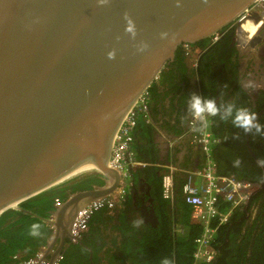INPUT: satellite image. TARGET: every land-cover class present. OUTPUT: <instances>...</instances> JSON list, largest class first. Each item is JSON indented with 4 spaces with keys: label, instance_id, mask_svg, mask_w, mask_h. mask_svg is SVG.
I'll use <instances>...</instances> for the list:
<instances>
[{
    "label": "water",
    "instance_id": "obj_1",
    "mask_svg": "<svg viewBox=\"0 0 264 264\" xmlns=\"http://www.w3.org/2000/svg\"><path fill=\"white\" fill-rule=\"evenodd\" d=\"M256 1L0 0V217L82 176L104 182L56 208L43 260L57 241L51 261L60 254L83 207L119 189L108 167L115 136L178 48Z\"/></svg>",
    "mask_w": 264,
    "mask_h": 264
},
{
    "label": "trees",
    "instance_id": "obj_2",
    "mask_svg": "<svg viewBox=\"0 0 264 264\" xmlns=\"http://www.w3.org/2000/svg\"><path fill=\"white\" fill-rule=\"evenodd\" d=\"M209 41L210 39H205L197 45L205 47ZM155 89L152 85L149 93H154ZM201 95L214 98V92L211 94L201 92ZM226 124L228 122L215 117L210 126L211 133L221 139V143L217 144L213 150L218 175L234 177L237 180L258 185L261 176L256 177L247 167L248 162L252 160L247 153L245 133L235 127L228 133L224 127ZM155 131L150 118L138 119L134 131V142L131 146L137 166L132 168L128 179L131 192H133V186L138 185L140 178L145 179L149 184L151 194L156 200L154 209L158 225L148 227L143 224L139 228H134V220H119L120 225L115 228L120 233L121 240L120 246L114 247V250H117V254L114 255L118 257L116 259L120 264H160L165 257L174 260V264H197L194 258L197 250L195 240L202 234L203 226L198 220L192 218V210L185 205L182 194V187L190 175H186L185 178L176 177L172 198L169 200L163 198L162 177L164 173L169 172L170 163L160 159ZM226 132L227 135H225ZM235 135H239L240 138L233 139ZM253 136L255 138L256 135L251 134L252 149L258 157H264V154L262 156L256 151ZM236 158L242 161L238 168L233 166ZM202 168L199 166L195 173L201 172ZM92 184L102 185L103 181L98 176H85L71 186L53 189L24 202L18 209L9 210L3 214L0 217V264H24L36 258L52 237L53 230L48 220L52 218V211L56 209V199L63 202L71 193L92 189ZM260 200H262L261 206L264 207V198L261 194L252 196L248 206H242L234 211L229 222L218 230L214 243L215 259L209 264H264V212L258 213L260 216L254 218L255 208ZM127 203L131 207V196L127 198ZM223 209L225 210V207ZM106 210L108 209L94 215L90 222L92 231L95 229L93 222L96 221L93 219ZM127 217H129L128 213L124 214L123 219ZM99 221L106 224L104 228H107L114 220H97L96 222ZM33 223L41 224L40 237L30 235V226ZM76 248L84 253L81 248ZM67 260L66 257L62 264H70Z\"/></svg>",
    "mask_w": 264,
    "mask_h": 264
},
{
    "label": "flooded vegetation",
    "instance_id": "obj_3",
    "mask_svg": "<svg viewBox=\"0 0 264 264\" xmlns=\"http://www.w3.org/2000/svg\"><path fill=\"white\" fill-rule=\"evenodd\" d=\"M258 14L261 17L256 16ZM247 19L244 22L235 21L221 30L219 33L220 37L216 42L211 41L212 39L209 38L210 41L205 47L203 46L204 48L197 45L200 41L195 44L182 45L178 48L174 60L165 66L159 78L152 84L156 88L154 91L156 93H149L148 114L155 127L158 123L167 127L170 124L171 127V120L175 119L177 114L179 117V114L181 116L185 113L187 95L193 91L198 94H201V92L202 94H211V92H214V98L218 104L221 102L234 103L237 107H246L257 113L259 122L264 125V12H255L249 15ZM248 24L254 25L255 32L253 34H249L246 31ZM195 53L197 55L192 60V55ZM247 79H252L258 87L253 91L244 89L241 81ZM229 122L224 126L228 133L233 129L231 122ZM177 123L179 124V121ZM186 124H188L189 132V123ZM227 132L225 135H227ZM255 135V138L254 136L252 137L255 143V149L263 156L264 135ZM250 138L251 134H244L247 153L252 160L248 162L249 165L247 167L251 170V172L250 170L248 172L256 177L259 175L264 177V168L257 166V160L260 157L252 149ZM218 141V144H220L221 139L218 138ZM89 176H98L103 181V178L99 175ZM144 183V179L140 178L138 185L133 186V192H128L130 190L128 187L124 199L131 196L132 208L136 210L139 218L143 217L144 225L154 227V220H150L149 213L154 209L156 200H154L151 194V188ZM103 185L104 182L102 185L92 184V189ZM252 185L254 188L252 196L261 194L264 198V182L260 180L258 185ZM116 193L110 196H114ZM135 193L136 195H134ZM110 196H108L109 198L106 197L103 199L113 201ZM117 199H121L119 193L117 194ZM261 202L262 200L258 202L255 208L256 216L254 218L264 212V207L261 206ZM148 204L150 205L148 206ZM114 207L115 204L113 201L112 207L106 204L97 212ZM54 211H52L51 220L53 219ZM97 212L89 220L88 228L82 234L77 244H74L71 236L67 237L61 247L60 254L55 257V260L53 262L51 261L52 256L45 260L50 264L51 262H56L61 256L62 259L59 264L65 262L66 257L70 264H120L116 259L118 257H115L117 250L113 248L107 251L106 240L103 242L100 239L101 236L98 237L97 220L93 222L95 229L92 231L90 222ZM52 237L49 239L47 245ZM57 244L58 248L56 253L60 247V241H57ZM116 246H120V241L116 243ZM76 247L84 250V253L77 250Z\"/></svg>",
    "mask_w": 264,
    "mask_h": 264
},
{
    "label": "built area",
    "instance_id": "obj_4",
    "mask_svg": "<svg viewBox=\"0 0 264 264\" xmlns=\"http://www.w3.org/2000/svg\"><path fill=\"white\" fill-rule=\"evenodd\" d=\"M255 12H264V0H257L249 9L245 10L238 18L237 22H244L249 15ZM219 33L214 34L210 39L216 42ZM190 56V52H189ZM149 89H147L138 99L136 105L127 115L123 124L119 128L113 142L108 167L121 174L119 196L124 199L129 183L127 182L130 170L137 163L131 146L134 142V131L138 119H149L148 114ZM212 118L207 127L201 133L189 132L192 141L198 144L204 154L205 165L198 173L199 184H195L192 177H189L182 187V194L185 204L191 207L192 216L203 226L202 234L196 238L197 250L194 258L197 264H209L215 259L214 243L216 242L218 230L226 225L234 211L245 206L250 200L254 191L253 185L246 181L237 180L234 177H221L217 173V166L213 159L214 147L219 143L210 131ZM174 182L172 174L166 173L162 177V196L169 200L172 198ZM62 202L56 199V208ZM107 206L112 207L113 201L100 199L93 201L83 207L75 216L70 227V236L74 244H77L82 234L87 230L91 217L99 209ZM225 207V210L223 209ZM60 256L54 264H59ZM24 264H49L42 259V254L36 258L26 261Z\"/></svg>",
    "mask_w": 264,
    "mask_h": 264
},
{
    "label": "crops",
    "instance_id": "obj_5",
    "mask_svg": "<svg viewBox=\"0 0 264 264\" xmlns=\"http://www.w3.org/2000/svg\"><path fill=\"white\" fill-rule=\"evenodd\" d=\"M246 31L249 34H253V32L255 31L254 25H252V27L251 25L249 26L247 25ZM195 55L197 54L195 53L192 55L193 56L192 60L195 59ZM178 121H179V124L177 123ZM171 123H172L171 127H170V124L168 125V127L163 126L161 123L160 124L158 123L157 125L155 124L156 125L155 141L159 149L160 159L163 160L165 163L169 161L170 163L169 172L172 174L173 182H175L174 179L176 177L185 178L186 175H190L189 177L193 178L194 183L199 184L200 178L198 176V172L197 173L195 172L196 170H198L199 166L203 167L205 165L204 154L200 146L196 143H193L191 135L188 134L189 133L188 124L185 123L184 125H181L180 114H179V117L177 114V117L175 119H172ZM136 166L137 165H135L132 168H135ZM164 167H167V166H164ZM169 172H166V173H169ZM82 178L78 180L77 179L73 180L70 184L65 185V187L71 186L73 183L75 184V182H78ZM127 182L130 183L128 178H127ZM144 182H145L144 184H147L149 186V184L147 183L145 179H144ZM118 193H119V189L117 190L116 195L110 196V198L114 201L115 207L112 209H108L106 211H102L101 213L96 215L95 219H93V220H114L111 224H109L107 228H104L106 224L105 225L102 224L103 222L101 223L99 221L97 223L98 237L101 236L100 239H102L103 242H105L106 240L107 251L112 250L116 246V244L114 243H117L121 240L120 233L115 228V226L120 225L119 220H136L139 218L138 213L136 212V210L132 208V205L131 207L128 206L127 198H125L124 200L117 199ZM149 205L150 204H148V206ZM188 207L189 209H191L190 206ZM127 213L129 217L123 219L124 214H127ZM99 232L101 235L99 234ZM51 242H52V239L50 240V243ZM57 245H58L57 243L54 244L50 253L46 254L47 256L46 258H50V256L56 255V250L58 248ZM47 247L41 250L40 254H42V256L44 255L43 253H46Z\"/></svg>",
    "mask_w": 264,
    "mask_h": 264
},
{
    "label": "clouds",
    "instance_id": "obj_6",
    "mask_svg": "<svg viewBox=\"0 0 264 264\" xmlns=\"http://www.w3.org/2000/svg\"><path fill=\"white\" fill-rule=\"evenodd\" d=\"M104 2V0H101ZM127 23L131 25V20L125 17ZM130 31L131 28H126ZM241 85L244 89L253 91L258 85L252 80H242ZM227 87V85H225ZM219 117L223 122L230 121L232 126L243 130L245 134L264 135V125H262L257 117V113L250 109L240 106L237 107L234 103H217L215 98H207L196 92H190L186 99L185 113L180 116V123L190 124V130L194 133H201L205 127L210 123V118ZM239 135H235L233 139H239ZM242 161L236 158L233 161L234 167H240ZM257 166L264 168V157L257 160ZM264 182V177L260 178ZM144 224L143 217L133 221V227L139 228ZM42 226L39 223H33L30 226V235L32 237H40L42 235ZM160 264H174V260L165 257L161 260Z\"/></svg>",
    "mask_w": 264,
    "mask_h": 264
},
{
    "label": "bare ground",
    "instance_id": "obj_7",
    "mask_svg": "<svg viewBox=\"0 0 264 264\" xmlns=\"http://www.w3.org/2000/svg\"><path fill=\"white\" fill-rule=\"evenodd\" d=\"M249 25H251V27H252V24H248V26H249ZM227 27H228V26H227ZM227 29H228V28H227ZM227 29H226V30H227ZM224 32H225V31H224ZM254 32H255V31H254ZM254 32H253V33H254ZM211 41H212V40H211ZM222 69H223V68H222ZM229 69H230V68H229ZM229 69H228V70H229ZM220 70H221V69H220ZM227 72H228V71H227ZM227 74H228V73H227ZM230 74H231V73H230ZM218 75H219V74H218ZM225 76H226V75H225ZM229 78H230V77H229ZM218 79H219V78H218ZM236 80H237V79H236ZM198 81H199V80H198ZM223 82H224V79H223ZM235 89H236V88H235ZM238 89H239V88H238ZM78 179H79V178H78ZM78 179H77V180H78Z\"/></svg>",
    "mask_w": 264,
    "mask_h": 264
},
{
    "label": "rangeland",
    "instance_id": "obj_8",
    "mask_svg": "<svg viewBox=\"0 0 264 264\" xmlns=\"http://www.w3.org/2000/svg\"><path fill=\"white\" fill-rule=\"evenodd\" d=\"M86 176H87V175H86ZM82 177H83V176H82ZM82 177H80V178H82ZM80 178H79V179H80Z\"/></svg>",
    "mask_w": 264,
    "mask_h": 264
}]
</instances>
